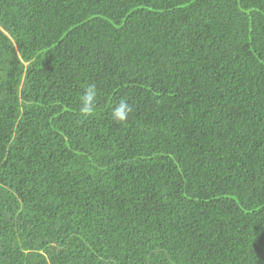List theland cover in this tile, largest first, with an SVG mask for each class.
Wrapping results in <instances>:
<instances>
[{"label":"trees","instance_id":"1","mask_svg":"<svg viewBox=\"0 0 264 264\" xmlns=\"http://www.w3.org/2000/svg\"><path fill=\"white\" fill-rule=\"evenodd\" d=\"M0 264H264V0H0Z\"/></svg>","mask_w":264,"mask_h":264},{"label":"clouds","instance_id":"2","mask_svg":"<svg viewBox=\"0 0 264 264\" xmlns=\"http://www.w3.org/2000/svg\"><path fill=\"white\" fill-rule=\"evenodd\" d=\"M97 97V86L89 84L82 95L81 113L85 116L90 115L94 111V105ZM133 111L132 106L127 100L121 99L116 107L112 110V117L116 121H125Z\"/></svg>","mask_w":264,"mask_h":264}]
</instances>
